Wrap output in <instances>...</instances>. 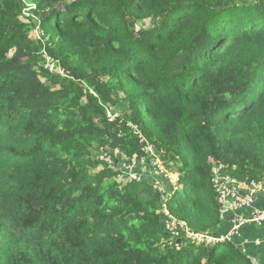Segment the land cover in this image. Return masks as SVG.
<instances>
[{"label": "trees", "instance_id": "obj_1", "mask_svg": "<svg viewBox=\"0 0 264 264\" xmlns=\"http://www.w3.org/2000/svg\"><path fill=\"white\" fill-rule=\"evenodd\" d=\"M262 67L264 0H0V264H255L188 233L264 177Z\"/></svg>", "mask_w": 264, "mask_h": 264}, {"label": "built area", "instance_id": "obj_2", "mask_svg": "<svg viewBox=\"0 0 264 264\" xmlns=\"http://www.w3.org/2000/svg\"><path fill=\"white\" fill-rule=\"evenodd\" d=\"M48 62L50 69L54 71V62L50 58ZM147 151L153 152V148L149 147ZM215 175L222 218L229 219L231 228L229 232L218 237L188 233L189 237L198 243L235 242L241 241L243 229L247 225L264 227V177L252 183H239L230 177L222 178L218 170L215 171ZM263 243V239L256 241L257 245Z\"/></svg>", "mask_w": 264, "mask_h": 264}, {"label": "crops", "instance_id": "obj_3", "mask_svg": "<svg viewBox=\"0 0 264 264\" xmlns=\"http://www.w3.org/2000/svg\"><path fill=\"white\" fill-rule=\"evenodd\" d=\"M256 225H247L244 227L246 235H243L241 239V243H238V247H240L244 254H246L251 261L255 264H264V243L261 245H257L256 241L261 239L264 240V231L261 233L254 232L253 227ZM246 229H249L247 231Z\"/></svg>", "mask_w": 264, "mask_h": 264}, {"label": "snow or ice", "instance_id": "obj_4", "mask_svg": "<svg viewBox=\"0 0 264 264\" xmlns=\"http://www.w3.org/2000/svg\"><path fill=\"white\" fill-rule=\"evenodd\" d=\"M258 81L260 83V91L264 93V67L258 70ZM260 104H264V96H260L258 100H256L255 104H250V111H255V108Z\"/></svg>", "mask_w": 264, "mask_h": 264}, {"label": "rangeland", "instance_id": "obj_5", "mask_svg": "<svg viewBox=\"0 0 264 264\" xmlns=\"http://www.w3.org/2000/svg\"><path fill=\"white\" fill-rule=\"evenodd\" d=\"M119 108V110H116V111H118L117 113H119V115H120V113L123 111V109L120 107V106H118ZM122 107H124L126 110H127V106H122ZM109 116H111V114H109ZM117 115L115 114H112V116H111V118L112 119H114V117H116ZM158 163V162H157ZM156 163V164H157ZM140 172L143 174V176H148V174L146 173V171L144 170V169H141L140 170ZM170 177H171V182L173 183V184H175L176 182H177V175H175V174H173V175H169ZM157 177V176H156ZM156 181L159 183V185H161L160 186V188H162V185H163V182L161 181V179H159V178H157L156 179ZM174 225V224H173ZM255 228L257 229V230H259V231H264V227H257V226H255Z\"/></svg>", "mask_w": 264, "mask_h": 264}]
</instances>
